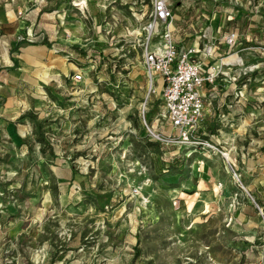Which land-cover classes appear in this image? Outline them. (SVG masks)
Here are the masks:
<instances>
[{
	"label": "rangeland",
	"instance_id": "obj_1",
	"mask_svg": "<svg viewBox=\"0 0 264 264\" xmlns=\"http://www.w3.org/2000/svg\"><path fill=\"white\" fill-rule=\"evenodd\" d=\"M98 1H61L70 77L0 146V264H264V0H167L219 72L187 143L149 94L154 0Z\"/></svg>",
	"mask_w": 264,
	"mask_h": 264
},
{
	"label": "crops",
	"instance_id": "obj_2",
	"mask_svg": "<svg viewBox=\"0 0 264 264\" xmlns=\"http://www.w3.org/2000/svg\"><path fill=\"white\" fill-rule=\"evenodd\" d=\"M61 1L0 0V146L12 154L26 136V117L39 107L49 87L61 86L69 79L73 54L79 50L70 39L71 31L61 28ZM170 30L174 41V35L184 31L182 24ZM201 39L195 36L191 44L176 45L200 48L210 44L204 37L201 46ZM212 59L213 55L202 59L205 69Z\"/></svg>",
	"mask_w": 264,
	"mask_h": 264
},
{
	"label": "built area",
	"instance_id": "obj_3",
	"mask_svg": "<svg viewBox=\"0 0 264 264\" xmlns=\"http://www.w3.org/2000/svg\"><path fill=\"white\" fill-rule=\"evenodd\" d=\"M171 22L172 11L167 0H154L142 50L143 68L149 81V94L157 92L155 78L161 80V117L187 143L203 120L205 91L214 86L219 72L216 67L204 68L202 59L213 55L209 43L200 48L177 47L170 30ZM155 37L158 41L153 43ZM236 39V34H230L226 44L233 46ZM80 80V75L72 78L74 83Z\"/></svg>",
	"mask_w": 264,
	"mask_h": 264
}]
</instances>
